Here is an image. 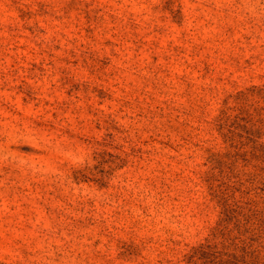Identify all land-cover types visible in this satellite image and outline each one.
I'll return each mask as SVG.
<instances>
[{
	"label": "rangeland",
	"instance_id": "rangeland-1",
	"mask_svg": "<svg viewBox=\"0 0 264 264\" xmlns=\"http://www.w3.org/2000/svg\"><path fill=\"white\" fill-rule=\"evenodd\" d=\"M0 264H264V0H0Z\"/></svg>",
	"mask_w": 264,
	"mask_h": 264
}]
</instances>
